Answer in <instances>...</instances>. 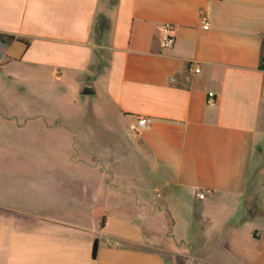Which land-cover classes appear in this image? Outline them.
I'll return each mask as SVG.
<instances>
[{
    "label": "crops",
    "instance_id": "obj_1",
    "mask_svg": "<svg viewBox=\"0 0 264 264\" xmlns=\"http://www.w3.org/2000/svg\"><path fill=\"white\" fill-rule=\"evenodd\" d=\"M0 68L93 91L120 136L81 157L99 179L0 189V264H264V0H0Z\"/></svg>",
    "mask_w": 264,
    "mask_h": 264
},
{
    "label": "rangeland",
    "instance_id": "obj_2",
    "mask_svg": "<svg viewBox=\"0 0 264 264\" xmlns=\"http://www.w3.org/2000/svg\"><path fill=\"white\" fill-rule=\"evenodd\" d=\"M20 74L17 68H0V189L11 203L30 206L42 191L55 194V175L102 177V165L82 164L81 157L84 151L99 155L102 144H116L120 136L104 127L118 123L108 102V110L102 100L92 108V97L78 94L74 85H52L34 76L26 81ZM71 155L79 157L75 164L67 160ZM139 205L145 226V201ZM98 215L101 221L104 214ZM85 217L95 225L92 211ZM166 257L172 264H200L192 258L173 260L170 253Z\"/></svg>",
    "mask_w": 264,
    "mask_h": 264
},
{
    "label": "built area",
    "instance_id": "obj_3",
    "mask_svg": "<svg viewBox=\"0 0 264 264\" xmlns=\"http://www.w3.org/2000/svg\"><path fill=\"white\" fill-rule=\"evenodd\" d=\"M203 27H204V29H209V27H210L209 22L204 21ZM160 29L162 32L167 34L166 39H165V46H172L174 43V37H173L174 28L172 26H169V25H164V26H161ZM195 71L199 72L200 70L198 69ZM208 100L211 104L215 103L213 96H210ZM149 123H150V120L148 118L140 117L137 120V123L131 127V130L134 132H138L141 128L146 127ZM208 193H210V192H208ZM205 197H206L205 193L199 194L200 199H204Z\"/></svg>",
    "mask_w": 264,
    "mask_h": 264
},
{
    "label": "water",
    "instance_id": "obj_4",
    "mask_svg": "<svg viewBox=\"0 0 264 264\" xmlns=\"http://www.w3.org/2000/svg\"><path fill=\"white\" fill-rule=\"evenodd\" d=\"M83 93H84V94H87V95H91V94H93V91H91V90H89V89H86V90H84ZM99 246H100V239H99V238H96V239L94 240V243H93V249H92V258H93L94 260H96L97 257H98Z\"/></svg>",
    "mask_w": 264,
    "mask_h": 264
},
{
    "label": "trees",
    "instance_id": "obj_5",
    "mask_svg": "<svg viewBox=\"0 0 264 264\" xmlns=\"http://www.w3.org/2000/svg\"><path fill=\"white\" fill-rule=\"evenodd\" d=\"M112 1H113V3H115L116 0H112ZM102 19H103V18H102ZM98 24H99V25L102 24L101 17H99V22H98ZM103 27H104V24H102V29H103ZM10 38H11V39H19V40H23L22 38H15L14 36H11ZM24 42H25L27 45H29V42H28V41L24 40ZM105 222H106V217H105V216H102V217H101V227H102V228L105 226Z\"/></svg>",
    "mask_w": 264,
    "mask_h": 264
}]
</instances>
